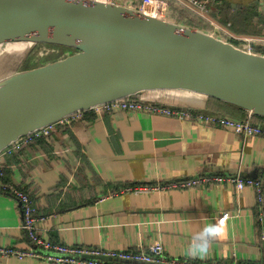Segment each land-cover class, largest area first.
<instances>
[{"label":"crops","instance_id":"obj_1","mask_svg":"<svg viewBox=\"0 0 264 264\" xmlns=\"http://www.w3.org/2000/svg\"><path fill=\"white\" fill-rule=\"evenodd\" d=\"M170 6V17L179 19L182 11L176 2ZM185 20L180 22L189 26ZM201 20V26L190 27L238 46L253 39V49L264 52V0H215L208 20ZM139 98L194 114L244 119V112L241 117L232 115L227 104L196 93L147 92ZM5 163L9 180L33 195L38 214L44 217L38 222L39 232L53 242L138 250L160 241L169 258L227 264L264 259V202L259 203L254 188L238 192L234 184L212 182L186 189L118 193L127 186L167 184L201 175L242 172L244 178H251L255 173L260 180L264 136L244 140L230 129L195 118L91 111L68 126L58 125L46 141L17 151ZM256 211L262 215L260 223ZM21 221L15 200L0 193V247H33ZM206 225L219 226L220 234L207 251H193L192 237ZM0 264L49 263L0 255Z\"/></svg>","mask_w":264,"mask_h":264},{"label":"water","instance_id":"obj_2","mask_svg":"<svg viewBox=\"0 0 264 264\" xmlns=\"http://www.w3.org/2000/svg\"><path fill=\"white\" fill-rule=\"evenodd\" d=\"M19 42L67 51L0 78V154L78 112L147 92L196 93L241 109L244 119L207 115L264 119V53L178 18L105 0H0V46Z\"/></svg>","mask_w":264,"mask_h":264},{"label":"built area","instance_id":"obj_3","mask_svg":"<svg viewBox=\"0 0 264 264\" xmlns=\"http://www.w3.org/2000/svg\"><path fill=\"white\" fill-rule=\"evenodd\" d=\"M112 4H122L129 8H134L138 12L145 14L153 12L166 19H170V2L174 1L181 5L184 10L193 13L200 19L208 20L211 11V5L215 0H105ZM230 25V24H228ZM222 31L225 33L224 29ZM253 39H244L242 47L246 50H254L251 43ZM264 53V52H261ZM127 111L150 113L153 115H162L167 117H176L180 119L195 118L205 124L227 128L247 140L254 136H264V126L255 124L252 120H235L231 118H221L207 114H194L192 111H186L179 108H169L159 104H154L139 97L121 99L105 103L90 111L101 113H112L114 111ZM88 111V112H90ZM87 112H78L58 123L49 125L28 136L21 137L9 148L0 154V193L8 194L17 203L21 212V228L31 240L33 247L26 250L15 249L11 247H0L1 256H16L19 259L38 258L49 264H227L220 262H197L181 258H169L165 252L164 245L160 241L153 242L147 249L140 248L134 250H107L81 245H68L57 243L43 237L38 229V222L43 219L38 214L35 199L30 191L14 184L7 179L5 159L12 156L17 151L33 144L39 138H49L58 125L68 126L75 121L84 118ZM215 182L218 185L226 183L234 184L236 190L241 192L245 187L254 188L257 192L258 201H263V189L261 181L253 178H244L240 176H222V175H201L192 179L171 182L167 184H157L149 186L132 187L127 186L118 191L125 192H151L166 191L172 189L194 188L199 185ZM118 193H112L116 195ZM262 221V215L260 216ZM264 241V234L261 235ZM109 258L110 260H108ZM107 259V260H106ZM230 264H252L248 262H232ZM261 264V263H257Z\"/></svg>","mask_w":264,"mask_h":264},{"label":"rangeland","instance_id":"obj_4","mask_svg":"<svg viewBox=\"0 0 264 264\" xmlns=\"http://www.w3.org/2000/svg\"><path fill=\"white\" fill-rule=\"evenodd\" d=\"M66 51L64 47L49 44L31 46L29 43L19 42L2 45L0 46V78L56 60Z\"/></svg>","mask_w":264,"mask_h":264},{"label":"trees","instance_id":"obj_5","mask_svg":"<svg viewBox=\"0 0 264 264\" xmlns=\"http://www.w3.org/2000/svg\"><path fill=\"white\" fill-rule=\"evenodd\" d=\"M183 19H186L185 21H187V23H188V25L189 26H201L202 25V20L200 19V18H198L197 16H195L193 13H191V12H189V11H187V10H182V12L181 13H179V21H181V20H183ZM199 22H201V23H199ZM192 26V27H193ZM226 107V109H227V111L230 113V114H232V115H235V116H242L243 115V111L241 110V109H239V108H235V107H233V106H230V105H228V106H225ZM91 112V111H90ZM252 122L253 123H256V124H260V125H262V126H264V119H262V118H255V119H252ZM39 141H41V140H45L46 141V138H39L38 139ZM38 140H36V142L38 141ZM8 161L6 160V163H7ZM7 167H8V165L6 164V176H7V179L9 180L10 179V174H9V171L7 170ZM25 189V188H24ZM25 190H27V189H25ZM29 191V190H28ZM118 191V190H117ZM256 222L257 223H260V214H259V212L258 211H256ZM253 264H257V263H253ZM261 264H264V259H263V261L261 262Z\"/></svg>","mask_w":264,"mask_h":264},{"label":"clouds","instance_id":"obj_6","mask_svg":"<svg viewBox=\"0 0 264 264\" xmlns=\"http://www.w3.org/2000/svg\"><path fill=\"white\" fill-rule=\"evenodd\" d=\"M220 227L217 225H206L201 231L194 234L191 241L193 251H207L214 239L220 234Z\"/></svg>","mask_w":264,"mask_h":264}]
</instances>
